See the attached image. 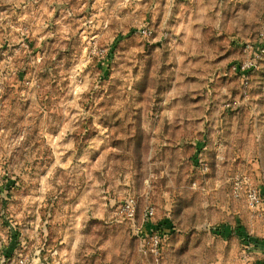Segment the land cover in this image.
<instances>
[{
	"label": "rangeland",
	"instance_id": "rangeland-1",
	"mask_svg": "<svg viewBox=\"0 0 264 264\" xmlns=\"http://www.w3.org/2000/svg\"><path fill=\"white\" fill-rule=\"evenodd\" d=\"M262 15L264 0H0V264H264L261 119L185 99L191 76L216 77L212 25ZM190 24L204 39L185 63Z\"/></svg>",
	"mask_w": 264,
	"mask_h": 264
},
{
	"label": "crops",
	"instance_id": "crops-1",
	"mask_svg": "<svg viewBox=\"0 0 264 264\" xmlns=\"http://www.w3.org/2000/svg\"><path fill=\"white\" fill-rule=\"evenodd\" d=\"M262 14V13H261ZM216 16H213L212 23L215 22L213 21ZM264 18L263 15L259 17L256 20V27L257 29L255 31L251 30V26H244L240 27L238 26L237 22H234L232 24V28L229 31V35L225 36L226 34L223 33V31L217 32L214 25H212V28L214 32L216 31V34H211L209 43H210V48L215 47V43L219 44V48L221 51H225L222 53L220 50H217L216 52H212L214 55L218 56V58H211V59H202L201 62L205 63L206 66L210 67L212 64L213 69L216 71V77L211 79V80H204L198 75H193L191 76V80H199L201 81V84L198 85L196 89H190L188 90V96L185 98H190L193 103L197 102H204V101H209L208 103V110L211 108L212 111L216 109L215 105L218 104L219 106V111H217V118L220 119L219 117L221 116L222 118H228L229 115L232 114V112H227V111H220L224 107H229V109L225 108L228 111H239L243 113H247V118H249L248 114L257 115V118H260V124L258 122V125L256 127L258 128V132L264 131V108L262 104L264 105V61L261 65V68L258 72H256L252 76V99L253 102L250 103L246 98H244L240 91H241V79L238 77L235 73L232 72L231 70V65L233 62L239 60L242 56L241 51H242V46L244 43L248 41H254L257 39L258 34L260 31L264 30ZM218 21V16H217V21ZM191 27L190 29L184 33V38H185V59L184 62L187 63V60H189L191 54H194L196 51H199V46H201V43L203 41V34L200 32V29L198 31V26L190 24ZM210 36V35H208ZM160 44V43H157ZM202 45L205 46L203 43ZM193 46V47H192ZM168 51L169 49L166 48ZM205 50H210V49H205ZM197 60V59H196ZM190 74V73H189ZM222 76L223 78H220L219 76ZM222 84L223 86L221 87L222 89V95L221 97H218L216 94L217 91L215 90L216 86ZM199 89H203L206 91V93H200L198 92ZM207 94V95H206ZM196 96V97H194ZM256 98V101H255ZM177 100V99H175ZM255 101V102H254ZM261 106V109L259 107ZM213 106V107H212ZM263 108V109H262ZM202 110L205 112L206 110ZM219 112L221 115H219ZM262 112V113H261ZM210 112H206V114H209ZM260 116V117H259ZM218 126V125H217ZM194 146L199 148L200 151L205 149V144L203 143L201 145L200 141H196ZM199 152V149H198ZM197 163L199 162L201 158V154H197ZM195 160V157L194 159ZM194 166V163L192 164ZM264 220V219H263ZM144 227L142 229V234L147 235L153 232L157 231V228H155V224L148 219V222L146 221L144 223ZM230 227L226 226V229H229ZM163 236L162 238H164ZM163 241V240H162ZM261 245L264 247V241L261 242ZM256 250V249H255ZM264 250V249H263ZM264 252V251H263Z\"/></svg>",
	"mask_w": 264,
	"mask_h": 264
},
{
	"label": "built area",
	"instance_id": "built-area-1",
	"mask_svg": "<svg viewBox=\"0 0 264 264\" xmlns=\"http://www.w3.org/2000/svg\"><path fill=\"white\" fill-rule=\"evenodd\" d=\"M141 33L144 36L150 37L154 34V29L148 26L141 29ZM168 35L169 32H166L164 34L165 37H167ZM241 54V58L232 63L231 70L241 79V95L250 103H252V76L260 70L261 65L264 61V30L259 32L256 40L248 41L243 44ZM199 163L201 164V166H203L204 169L209 168V165L206 162L201 161V159L199 160ZM246 197L248 203L253 208H259V206L263 203L261 193L258 189L256 190L252 187L249 188L246 191ZM126 209L130 217L135 216V204L133 199H131L127 203ZM154 214L155 209L153 207H148L146 209L145 215L147 219L153 218ZM148 241L150 243L152 251L158 253L163 242L161 233L153 232ZM15 264H31L30 256L20 255L18 259H16Z\"/></svg>",
	"mask_w": 264,
	"mask_h": 264
},
{
	"label": "trees",
	"instance_id": "trees-1",
	"mask_svg": "<svg viewBox=\"0 0 264 264\" xmlns=\"http://www.w3.org/2000/svg\"><path fill=\"white\" fill-rule=\"evenodd\" d=\"M195 158H196V157H195ZM197 158H199V157H197ZM157 231L160 232V233L162 232L161 235H162V237L164 236V235H163V231H161V230H160V231L157 230Z\"/></svg>",
	"mask_w": 264,
	"mask_h": 264
},
{
	"label": "water",
	"instance_id": "water-1",
	"mask_svg": "<svg viewBox=\"0 0 264 264\" xmlns=\"http://www.w3.org/2000/svg\"><path fill=\"white\" fill-rule=\"evenodd\" d=\"M37 264H44L42 261H38Z\"/></svg>",
	"mask_w": 264,
	"mask_h": 264
}]
</instances>
